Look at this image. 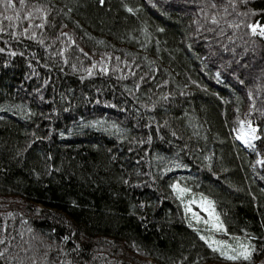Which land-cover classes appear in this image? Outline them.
<instances>
[{
  "label": "trees",
  "instance_id": "trees-1",
  "mask_svg": "<svg viewBox=\"0 0 264 264\" xmlns=\"http://www.w3.org/2000/svg\"><path fill=\"white\" fill-rule=\"evenodd\" d=\"M26 4L0 16V264H249L200 238L186 204L207 218L202 196L228 229L215 237L251 238L264 264V0Z\"/></svg>",
  "mask_w": 264,
  "mask_h": 264
},
{
  "label": "snow or ice",
  "instance_id": "snow-or-ice-1",
  "mask_svg": "<svg viewBox=\"0 0 264 264\" xmlns=\"http://www.w3.org/2000/svg\"><path fill=\"white\" fill-rule=\"evenodd\" d=\"M232 2V0H230ZM246 2V0H245ZM100 3H104V0H100ZM0 4L3 5L4 7V13H7L9 11L13 12L14 15H4V13H0V16L3 17V19L7 21H19L21 19V12L27 7L26 0H19V8H17L16 3L14 0H0ZM127 8V11L132 13L135 11L132 7H128L125 5ZM211 8H216V4L212 3ZM202 12H204L203 9H201ZM225 12H227V9H225ZM47 16H48V10L46 5H33L31 10L27 11L26 14L24 15V19L28 20L29 23L31 24L32 21L35 18L40 19L39 24L33 25L35 28H44L45 23H47ZM223 17H220L218 13H212L211 15L206 14V21L210 22L212 25L219 26L221 23V19ZM225 23H228L229 27L233 28H238L239 25L237 24H232L227 21ZM9 27H15V25L10 24ZM163 31V29H160ZM5 31V28L3 26H0V32ZM29 31L28 28L24 29V33L27 34ZM208 31H215L214 28H209ZM252 31L255 34L256 33V26H252ZM223 34V30H221V33ZM36 35L35 32L32 33V36L34 37ZM61 35H67V33H61ZM259 35L264 36V29H261L259 32ZM71 40V37H69ZM231 39V38H229ZM40 43H43L41 40ZM72 43H75V41H72ZM100 43H103L101 41ZM227 50V49H225ZM4 51V49H0V52ZM81 51H83L81 49ZM110 59V58H109ZM119 60V57L116 58ZM67 62V61H65ZM97 67V64H93L92 68L87 69L89 75L93 74V69ZM100 71L101 72H107L108 68L105 67L103 64L100 65ZM219 75V73L217 74ZM241 83H243L241 81ZM251 95V93H249ZM252 111H255V104L252 105ZM240 136L239 139H241L246 145L249 147H253V141L260 139V136L257 134L258 133V126L253 125V121L247 120V121H240ZM175 135V133H173ZM257 163L264 165V159L258 160ZM173 189L176 191L178 197L183 200L184 199V194L189 192L190 189L186 187H182L180 184H174L172 185ZM197 201L196 200H189L186 204V210L191 212L192 214V220L196 221L197 223H203L206 226V231L209 233H212L213 235H201V239L204 240L208 247L212 249L213 252L219 253V255L229 261L233 262H238V261H245L249 262L251 264V261L253 259V253L257 251L256 246L252 243L251 238L249 237H244L243 239L238 236H233L232 241L229 242L227 239H217L214 235V233H227L228 229L226 225L224 224L223 220L221 219L220 215L216 212L215 210V202L208 199L207 197H201L200 198V207L204 209L205 212L208 213V217L204 218L201 217L198 213L192 211L191 205L195 204ZM9 216H12L14 214L9 213ZM190 227L192 224L190 223ZM5 227V231H6ZM197 231H200L199 228L196 229ZM29 232L32 231V229H28ZM65 240L68 239L67 237L64 238ZM6 241L4 238H0V244H5ZM7 249L4 251H0V259H3L5 256V252ZM33 264H35V261H33Z\"/></svg>",
  "mask_w": 264,
  "mask_h": 264
},
{
  "label": "rangeland",
  "instance_id": "rangeland-1",
  "mask_svg": "<svg viewBox=\"0 0 264 264\" xmlns=\"http://www.w3.org/2000/svg\"><path fill=\"white\" fill-rule=\"evenodd\" d=\"M240 128H241V125H240V127H239V130H238V132H236L235 133V138L238 140V138H239V136H240ZM255 143H256V140L254 141V146L252 147V148H250L249 150H255ZM203 209V208H202ZM204 210V209H203ZM205 215L208 217V213L207 212H205Z\"/></svg>",
  "mask_w": 264,
  "mask_h": 264
},
{
  "label": "bare ground",
  "instance_id": "bare-ground-1",
  "mask_svg": "<svg viewBox=\"0 0 264 264\" xmlns=\"http://www.w3.org/2000/svg\"><path fill=\"white\" fill-rule=\"evenodd\" d=\"M238 142H240L245 148H247L248 150L252 147H249L248 145H246L241 139L238 138ZM253 145H254V141H253Z\"/></svg>",
  "mask_w": 264,
  "mask_h": 264
},
{
  "label": "water",
  "instance_id": "water-1",
  "mask_svg": "<svg viewBox=\"0 0 264 264\" xmlns=\"http://www.w3.org/2000/svg\"><path fill=\"white\" fill-rule=\"evenodd\" d=\"M237 141H238V140H237ZM239 144L242 145L240 142H239ZM242 146H243V145H242ZM243 147H244V146H243ZM244 148H245V147H244ZM245 149H247V148H245ZM247 150H248V149H247Z\"/></svg>",
  "mask_w": 264,
  "mask_h": 264
}]
</instances>
